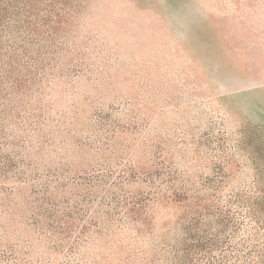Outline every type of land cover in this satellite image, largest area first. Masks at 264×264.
Segmentation results:
<instances>
[{
	"label": "rangeland",
	"instance_id": "obj_1",
	"mask_svg": "<svg viewBox=\"0 0 264 264\" xmlns=\"http://www.w3.org/2000/svg\"><path fill=\"white\" fill-rule=\"evenodd\" d=\"M0 264H264V0H0Z\"/></svg>",
	"mask_w": 264,
	"mask_h": 264
}]
</instances>
